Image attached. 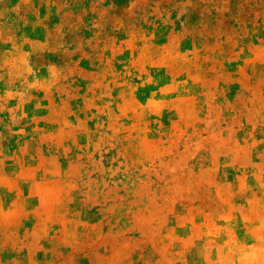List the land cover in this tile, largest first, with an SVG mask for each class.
<instances>
[{
  "label": "rangeland",
  "instance_id": "rangeland-1",
  "mask_svg": "<svg viewBox=\"0 0 264 264\" xmlns=\"http://www.w3.org/2000/svg\"><path fill=\"white\" fill-rule=\"evenodd\" d=\"M0 264H264V0H0Z\"/></svg>",
  "mask_w": 264,
  "mask_h": 264
}]
</instances>
